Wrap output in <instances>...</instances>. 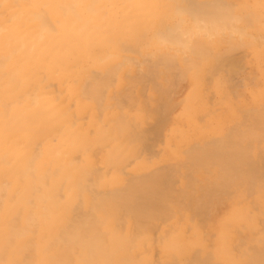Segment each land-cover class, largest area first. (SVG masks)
Wrapping results in <instances>:
<instances>
[{
  "label": "bare ground",
  "instance_id": "bare-ground-1",
  "mask_svg": "<svg viewBox=\"0 0 264 264\" xmlns=\"http://www.w3.org/2000/svg\"><path fill=\"white\" fill-rule=\"evenodd\" d=\"M2 32L3 33L5 32V34H1ZM239 40H243L244 45L246 44L249 47L250 49L249 54H251V60L254 62V64L256 63L259 64L257 68L260 67L259 69H262L261 72L263 73L262 76L264 77V0H239V1H234V0H0V180H2L3 176L8 173L5 170L7 165L10 163V162H7L6 160L8 157L11 158L12 156H15V157L24 159L22 166L17 167L19 170L18 173L20 177L23 175L22 178H20V180H23V181H19V180L17 181L15 180L16 179L15 178V179H12L11 182L8 179H5L2 182H0V264H160L159 263L160 261L158 263H156L155 261V257H156L155 254L157 252L161 253L162 260L171 261V259H176L177 257H180L178 261L175 260L176 262L173 261V263H166V264H193L191 263L192 260L196 261L195 259H200V257L203 255L200 256V254H197V255L194 254L195 256L199 255L200 257L197 258L194 256L193 259L190 260L189 262H186V259L184 260L183 258L190 257L189 259H191L192 258L191 255L194 252V249H196V247L199 245L205 248L211 247V242L210 243L207 242L208 235L206 237L205 235L206 233L205 234L203 233L204 235L202 234L204 229H205L204 231H206V228L204 227L205 225H207V224L205 225L203 224L204 222L203 220L208 219L207 217L209 214L206 211L201 212V213L206 212L207 217L205 218L201 214V217H199L198 219L202 218L203 222L202 223L198 222L197 225L199 226L194 225L195 228L199 230V232H197L196 234V236L198 237L197 242L193 241L191 239V236H189L187 232H185V228L183 229L182 225H180L181 218L179 219L178 215L180 216L183 215V217L185 218L183 219L187 223L194 222L192 215L189 213L190 208L194 207L196 203L198 204L200 203L199 205L198 204L197 205L201 206L202 205L201 201L205 199V197L207 199V196H208L207 194L210 195L209 196L210 198L214 195L215 197L218 196L217 198H219L223 194H225L226 191L228 192L229 189L232 190L230 194L232 193L233 195L232 204L235 208L233 207L234 210L232 214L229 216V218L224 220L222 231H221L222 237L220 236L221 238L219 237L220 239L216 241L215 251H216L217 258H218L216 260L219 261L220 259L221 264H264V245H262L263 247L258 248L257 250L253 248V251L251 252H248L249 249L247 250L244 248L245 246L248 247L247 245H250L249 241L252 240L253 233H254V236H256L257 235L256 229L261 227V221H260V225H258L259 224L258 220H260L259 219L260 216L257 215V212H256L257 205H261L262 206L261 208H263L264 210V188H263L264 185L262 186L261 183L258 182V180L264 181L263 180L264 179V167L259 166L258 163L260 162L258 159L261 157L258 156L256 152V148L255 149L252 148L253 142L255 141V139L253 138L251 139L253 140L252 145H251V140L248 139V137L251 138L253 136V134L251 136V133L249 132L251 129L253 128H255V130L260 129L258 128L257 125H260V122L262 121V119L259 118L260 116H258V114H256L257 109H254L256 113L254 112V110L251 111L252 117L254 113L256 114L255 117L258 116L257 118H252V119L253 120L261 119V121L259 120L260 121L259 124L257 121L256 122L254 121L255 123H257V125L255 126L254 125L246 126L247 131L249 130L248 131L249 135L248 137H246L247 140H244L245 134L247 132L244 135L241 134L243 133V131L239 133L241 127L240 128L238 127L239 131L237 132L238 135L240 134L242 135V136L240 135L241 136L239 138L241 139L240 141H243V140H244L243 142L247 141V144L250 143L251 148H248V150H246V148L243 147L245 144L243 145L242 142L239 141V139L238 140L234 139V141H238L237 147H234L235 146L234 145L233 147H230L227 149L225 145L226 143L219 144L222 142H220L221 140L219 141L218 139L217 144L221 146H225L226 148L225 147L223 148H225L227 151L223 150V148L222 150L224 151V153L228 152L229 154L226 153L227 155L226 154L224 155V153H222L219 148L218 149L215 148V150H213V151L219 150L220 155L221 154L222 156L224 155L223 156L224 159H226L225 156L227 157L231 156V157H235L238 159H241V158L246 159L244 160V162L241 159L240 162L238 161V163H236L237 159L236 160L233 159V162H230L229 159H227L230 163L235 164V166L230 168L231 166L229 165L230 166L229 170L231 169L230 172L229 171L226 172V169L225 171L224 170L223 171L227 175L229 174L228 176L230 177L233 175V174L232 175L230 174L234 173L233 178L236 177L235 175L237 173H240L238 176L241 177L242 173L247 172L245 173L246 175L243 174L242 176H245L246 178L249 179L248 180L249 184L246 186H243V185L240 186L241 183L245 184L244 180L246 179L244 177V180L243 179L241 180L242 182L239 180V183L241 182L240 184L238 183L239 185H237L236 183L235 185L233 184L232 186L230 185L231 187H226V186L224 187L222 185H221L222 187L219 186V184L221 183L219 182V180H221V178L219 177L220 178L219 179L218 176H220L221 175L220 173H223V171H222V168L218 167L220 168L218 169L217 167H215L216 165L213 166L214 165L213 164L211 165V167L212 166H213L212 168L215 167L214 175H216L217 172L219 173V171H222L219 173L220 175L217 174L218 181L216 185L218 183L219 184L214 188L211 186L212 188L209 189V192L206 194V196L203 193L206 192V189L209 186L203 187V185L205 184L201 185L203 189L204 188L206 189L203 191V193L202 191H200V193H202V195L200 194L201 197L199 195H197L198 197L196 196L197 197L196 202L194 200L196 197L195 198L191 197L189 193L190 192L189 190L192 189L190 185H187L191 187L190 189L187 187L188 191L185 189L182 192L178 191V188L174 186L173 181H168V183L170 184L167 185V182L165 179L167 180L168 178L171 179L170 177L172 176V174H175L173 171H172L173 172L172 174L168 170L166 171L167 173L165 171H164L165 173L162 172L164 175H168L167 178L162 175L161 177L160 174H158L161 172L156 170V172L158 171L157 173L154 171L152 175L150 174L149 176L147 175V176H144L143 178L142 176L141 178L140 177L136 178L132 176L134 178L126 177L127 178L126 179L124 177V174L121 173L120 171L113 172L114 170H112L111 172L109 168L108 169L110 171H105L104 173L99 172V170L97 171L96 167L98 165L96 164L98 163L97 161L98 155L100 151H102L103 149L101 150L100 149L101 147H100L99 148L100 150H99L98 149V147L100 146L99 145L97 147L98 150L97 149L95 150L96 152L99 151V153L95 152L96 154H94V151H93V146L95 145V138L103 136L104 138L102 137V139L110 141V140H113L112 138L114 137L113 136L111 138L110 135L107 136V133H109L107 132L108 129L106 131L107 133L104 132L105 134L101 131V128H100L102 126L101 123L108 125L104 123L105 121L104 122L102 121L101 123L97 122L101 118L100 114L102 112L100 111H103L102 109H104L105 111V108L101 106L103 105L104 101H105L104 103L105 105H109L108 104L109 100L111 102L115 100V103L112 102L114 104L112 105L113 109H115L114 106L116 107L115 104L118 105L120 103V105L118 106L119 107L118 109L124 111L125 119L128 120V122L126 121L127 124L125 125L126 129L127 128L129 129V127L127 126L132 127L134 124L136 126V123L137 125L140 124L141 120L137 119L136 117H129L131 114L128 113L129 114L128 116L126 114L127 110L131 109L134 106H137L139 102L143 103V99L146 97H147L146 99H148L149 97H154V92L152 93V91L151 93L153 94V96L152 95L147 96L145 94L147 93V90L146 92H143L146 89L147 83H145L143 80L141 82V79L138 77H140L141 75L145 76V74L148 73L150 75V78L153 80L152 82L153 85H155L154 82L156 80L154 81V79L156 78H160V79L161 78L169 79V77L172 78L171 76L173 74H171L170 72L172 71L173 67H176V65L178 66L177 63H180V62H176L175 64L174 61L175 60L181 61L183 60L184 57L185 58L186 56L190 57L191 55H195V56H193V59H192L193 61H191V62H194V64L192 65L193 67L192 66L190 67V65L188 66V68H190L189 71H191L192 68H195V71H198V69L200 71V74L199 73L197 74V72L193 70L194 78H197L198 75H201L200 76L201 80L202 79L204 80V77L202 78V76L203 75L206 76L208 74L207 72L211 73V70L207 71V69H209L208 68L209 66L211 67V69L213 68L212 71L214 69H216V71L217 70L224 71L226 74H223V75L227 77L228 73L226 71L230 70L232 73V71L235 70V67H237L238 61L236 60L237 57H235V55L238 54L239 52L235 54L233 53L235 59H231L233 57H231L232 54L230 52L231 50H234L235 48H237L239 45L243 46V44L240 43ZM129 45H131V47L133 46L134 48H132V50L131 48H129V50L125 53V49L126 48L128 49ZM214 46L216 47V50L214 49V52H213L211 49ZM161 48L165 51V52H162L164 54L163 55L164 57L162 58L160 57L161 52L159 50ZM123 50L125 54L121 55ZM154 51L156 52L159 51L158 52L159 54L157 53V55H155ZM166 51L168 53H166ZM176 51H177V57H176ZM182 51L183 53L186 52L185 53L186 56H184L185 54L184 55L182 54L183 56L182 55L180 56H182L183 58L178 59V53L180 52L182 53ZM110 53H113V54L116 53V55L118 54L117 56H118L119 61L124 60V63L127 62L128 64L131 65V66H129L128 64L124 65L123 63L122 64L123 66H121V64H119L118 62L117 64L119 65H116V62H114V66L116 65L115 69L118 66L119 67L121 66V68L124 66L130 67V68L128 67L129 71L127 68L126 73L124 71V68L126 67L122 68L124 71L122 76L125 75L123 77L125 80L128 79L126 77L127 76L126 74L129 73L130 70L134 68V66L137 69V66L140 64L139 62H141L142 60L141 58H140L141 60L139 59V61H137L136 58L133 59V61L132 59H129V58L127 59L128 54H134L137 56L140 55L143 58V56L147 54L154 53L153 55L155 56L153 57L154 58L156 57L155 62L152 60L153 63H151L150 65L148 64L150 63L148 58L152 57V55L150 56L148 55V57L144 58L145 62L143 60L141 62V64H143L144 62L143 68H145V70H147L148 68V71H146L145 74L141 73L145 71L144 69H142L143 65L141 66V64H140L141 69L138 66V69L140 70L138 71L141 73L139 76L136 75V69L131 71L135 73L133 77L136 76V79L138 78L136 80L138 84L135 82V80L134 81L131 80V82L128 81V84H130V88L132 86L131 88L132 94H134V91L138 89L136 88V86L141 87L142 84L145 83L144 84L145 86H143L145 87V89L141 87L143 91L141 92L142 89L140 88L141 90L138 89L136 92L140 90L139 92L141 93L139 92H138L139 94L135 93V95H137L138 98L141 97V99L139 100H142V101H138V98L136 99L134 95L132 96L130 95L128 97L126 95V94L129 95L130 91L128 92V90L122 91L121 93V90H124L123 89L124 86H122L123 88L120 86L122 83L121 84L119 83L120 85L116 83L117 85H119V87L117 86V88L115 89L116 91L114 90V87L116 86H114L112 89L111 87L110 88L108 87L109 85L107 86L108 84L107 82H110L109 84H111L112 86L115 84L114 83L115 77H116L115 74H117L118 76L121 74V73L119 74V69L116 70L118 71L116 73L115 71L110 70V67L114 68L112 65L108 66L109 68L107 67L109 69L107 71L103 70L105 69V66H103L104 68L102 67V70L108 72V73L105 72L104 74L100 66H99L100 69L96 66L98 70H101L103 72L101 74L102 76L100 79H103L105 77L106 79L105 78L103 79V80H106L105 83L102 80L101 81L98 80L100 76L98 74H100L101 71L100 73L96 72L97 71V68H96V70L92 72L91 65L93 67V64H95L96 62H99L101 59L104 60L108 58L109 56V58L107 59L108 61L111 58L109 55ZM187 53L188 54L190 53L191 55L190 54L187 55ZM227 53L231 54L230 58L225 56ZM249 54H246V56L247 55L249 56ZM165 55L167 56L165 57ZM157 56H159L160 58ZM47 58H51L55 67L57 66L56 69H57V74H58L57 77H59V84L57 83L58 86L55 88V90L53 89L49 90L50 88H52V86L51 85L48 86V84H46L47 78L43 77L42 78L43 82L41 81V84L43 83V85L44 84L47 85V87H45V88H48L47 95L42 96L41 94H38V91L36 88H33L35 90L34 91L32 90V92L28 90L29 88L28 89L25 88L24 91L23 90L15 91V89H17V88L15 89L13 88V84L15 83V81L17 79L19 81L20 80L19 78H21L20 75L25 73L28 70V68L32 69V65L29 62L35 61L38 64H41ZM146 58L148 59V62ZM247 60H249V57L247 58ZM129 61H132V63H130ZM49 62L51 63V61ZM136 63L138 65H136ZM145 63H147L149 66L147 67ZM181 63L179 64V66L183 65V63L182 64ZM173 64L175 65L172 66ZM249 66H250L249 68H251L250 69L251 71L252 65H249ZM94 67L92 69H95ZM177 70L179 71L181 70V68ZM109 71H112V72H109ZM138 71L137 73L139 74ZM216 71L215 70L213 71L215 77H217ZM173 72H176V71L173 70ZM203 72H206L207 74H203ZM177 73L176 75H178ZM184 73H180V74H183V76H185ZM188 73H192V71ZM221 73H222L221 71L220 73H218L219 77L222 75ZM251 73H253V71ZM223 75H222V78H223ZM13 77L17 79L12 80L14 79ZM67 77L68 79L70 77L72 80H69V82L67 80L66 82L65 78ZM90 77L93 78L91 80L92 85L83 86V84L84 83L87 84L89 80L87 79L88 81L84 83L82 81ZM94 77H97L96 82L98 81L100 82V83L98 82L99 86L96 83V86L99 88H97L95 84H93V82H95ZM108 77L114 78V79L112 78V80H114L112 81L113 83L109 81V79L111 78H108ZM174 77L172 78L173 81H174ZM119 78H121V75ZM175 78H178V77H175ZM180 78L182 80L184 79L181 76L179 77V79ZM200 78L195 81L196 82L199 81L200 83L201 81ZM129 79H131V77ZM145 79H146V76H145ZM219 79L217 78V80L215 79L214 80L217 82ZM27 80L29 81V79ZM44 80H46V83H44ZM120 80L122 81V78ZM125 80L123 81L125 82ZM227 80H229V78ZM71 81H72V84L70 85ZM173 81L169 80L170 82L169 84L170 85L172 84L173 86L169 87L167 83L168 88H173L176 85L175 82L176 81L178 82L179 80L178 79L175 80L174 84L172 83ZM195 81H194V84H195L194 87H197V89L194 88V90L198 92L197 90L199 89L200 85L202 87L203 84H206V83L208 84L209 78L208 80H206L207 82L204 81L203 84L201 82V84L199 85L195 83ZM116 82L118 81L116 80ZM140 82H141V85H139ZM216 82H215L216 85L214 84V86H218L217 83L218 84L220 83V81H218L217 83ZM226 82L227 81H224L223 83L225 84ZM27 83L28 82H26V84ZM134 83L135 85H131ZM223 83L222 85L220 84V86L218 87H221L223 89ZM52 84H55V82ZM100 84L102 85L101 87H100ZM211 84L210 86H212ZM163 85H165V87L167 86L166 83H164ZM24 86H26L25 83H23V87ZM104 86L106 87L105 89H104ZM149 87L152 88L151 86ZM165 87H161V88L164 90ZM201 87L199 90H202ZM252 87L254 88V86ZM40 88H42V86ZM108 88L111 90L110 92H108L110 96L114 95L112 94V92L114 93V91L117 94L115 93L114 96L116 97H113V98L108 95L109 98L106 97V100H105L104 94L105 95L107 94L106 89ZM118 88H120L121 90L117 91ZM133 88H135V90ZM168 88L164 90L165 91L164 95H166L167 98L170 97L169 95L166 94V92L169 91ZM202 88L206 89L207 86L205 85V87L203 86ZM132 90L134 91L132 92ZM148 90H151V89H148ZM158 90L157 91L155 90L156 91L155 96L157 95ZM194 90L191 91V96L196 95V94H192L193 92L196 93ZM255 90H258V89H255ZM80 92L85 93L86 96L85 94L83 95V93H80ZM200 92H198V95ZM253 92L254 91H252V93ZM256 92L259 93V92H264V91L258 90V91H255L254 94H256ZM230 93L233 95L234 92H230ZM147 94H149V92ZM160 94H163V93H160ZM204 94L207 95L208 93L205 92ZM117 95L118 97L119 96L120 97L117 98ZM123 96L125 97L121 98ZM252 96L255 97V95H252ZM162 98H163V95H162ZM193 98H196V97H193ZM193 98L191 97L190 99H193ZM190 99L188 101H190ZM92 100L94 102L93 104L97 103L95 104V107L94 106L92 107V103H91ZM185 100L186 102H188L186 97H185ZM199 100L203 101L201 97L199 98ZM191 101H194V100H191ZM148 102L152 103V101L150 102L146 100L145 102L146 106H147L146 103ZM112 103H110V105ZM159 104H155V106L156 105L159 106V107L157 106L156 108H160V106H162ZM230 104H231V100L229 102V106ZM252 104H254V106L256 104L258 105V103L255 104V102ZM65 105L66 106L69 105L70 107H73L74 111L78 109L79 111L78 116L71 114L73 110L72 111L67 110L69 108H66V110H64ZM110 105L108 107L106 106L104 107L109 108ZM141 105H139V108L142 107ZM186 105H189V104L187 103ZM191 105L192 103H190V107L188 106V110L191 108ZM211 105H208V106H211ZM155 106L153 105V107L152 106L151 107L154 108ZM98 107L100 110L99 112L97 111ZM143 107L145 108V106ZM161 108L163 109V111H166L167 109L166 108L164 110L163 106ZM210 108H212L210 109L211 112H214L215 109L213 110L212 106ZM40 109H42V111H40ZM109 109H106L108 110L107 112L105 111L106 115L109 112ZM150 109H151L150 107L147 109H144L145 111L148 110L147 113L150 112L152 114V115L150 114L148 118L145 117V115H148L147 113H143L145 114L144 116L143 114L142 115L140 114L141 115L140 119H143L144 117V120L141 121V128H142L143 121H144L143 123L145 125V128H147L145 130V128L143 127L144 129H142L143 131L141 132L145 134V131L149 132V130L150 131L154 130V132L152 133L154 134L156 132V135H157V131L155 130L161 129L158 127V123H157V127L159 129H157L156 126H154L156 129H152L153 128L152 126H149L150 129H148L149 127H146L145 118L150 120L151 116L153 115L155 116V114L157 113L156 110L154 109L155 114H153L152 111H150ZM185 109H186V114H187L188 113L187 107ZM157 111L160 112V109L159 110L157 109ZM170 111L172 112V110ZM41 112L49 115V116L48 115L45 116L42 122L39 121L41 120L40 118ZM189 112L191 113L192 111H189ZM211 112L209 111L210 117L215 115V113H213L212 115ZM115 113H117V111ZM121 113L122 112H120L119 115ZM205 113L203 115H206ZM34 114L36 116V119H35L36 121L34 122L36 123L41 122L40 124L41 127L39 130L31 131L29 127L31 125L29 123H26L24 121V118H27L31 121L32 116ZM68 114L71 116L72 115L74 116L73 118L74 122H71L73 119L72 117L70 118ZM165 114L166 113H162V115H165ZM244 114H245V111H244ZM261 114H263V112ZM66 115L69 118L66 117ZM114 115L115 114L113 113L112 115L113 119H114ZM166 115H168V113ZM154 116L152 117L153 119H155V117H158L157 114L155 117ZM196 116H198V114ZM207 116L209 117L208 113H207ZM84 117L88 119V121L85 122ZM104 117H107V116H104ZM117 117L118 116H115V118ZM110 118L109 119L107 118V119L111 121ZM120 118L121 117L118 118L119 121L124 119V116L122 117V119ZM152 118H151V122L154 121ZM203 118L204 116L202 117V119ZM157 119L154 122L155 124H156ZM202 119H199L200 121H196V122H198L199 124V122H201ZM133 120L135 121L133 122ZM149 120L147 121L149 122ZM160 120H162V118ZM229 120L232 121L234 119L230 118ZM124 121L125 120H123V124H125ZM164 121L159 122V123H163ZM263 121H264V117H263ZM123 124L121 123L120 126H123L122 130L124 131L125 126ZM240 124L235 123L234 125L239 126ZM113 125L115 126L116 124L113 123ZM234 125L232 127V131H234L232 138H234V135L236 134L235 131H237ZM243 125H240V126H243ZM42 126H45V127L43 128ZM138 126L134 128L132 127L133 128L132 131H137L134 129L135 128L137 129ZM92 127H93V130H92ZM199 127L202 129L203 125L199 124ZM250 127L252 128L250 129ZM260 127L262 128V126ZM263 127H264V124H263ZM120 128L118 130H120ZM218 128L220 129L219 126ZM243 128H245V126H243ZM42 129H43V132H42ZM126 129L124 132L125 134L123 135L128 136L129 133L131 134L132 131L130 130L131 129L130 128L129 130L131 132L127 131L128 133L127 134ZM219 129L217 131H219ZM15 130L22 131L24 135L26 136V138L29 139V141L32 139L35 140L34 139L35 136L43 134L44 138L47 140L48 148L45 146V148L43 147L44 148L43 150L38 148L39 150L37 151H36L37 148L35 146H34L36 148V149L34 148L35 151L26 150V149L21 148L20 142H18L19 139L17 138V135H15L16 134ZM118 130L116 131L114 130L113 132H115L116 134ZM140 130L141 129H139L138 131L140 132ZM176 130L178 133L179 129H176ZM230 130H228V133ZM258 130H257V133L262 132L260 131L261 129L259 130V132ZM213 131H216V130H213ZM203 132L204 131H202V133ZM158 133L160 132L158 131ZM254 133H256V131ZM149 134L146 133L147 135L146 137H148ZM198 134L199 133H197V137L200 138L201 136H198ZM229 134L232 135L231 132ZM52 135L56 139L55 142H53V140L50 139ZM66 135H68L69 138H72V140L65 141ZM119 135H122V133L118 134L117 136ZM132 135L134 136L137 135V136L135 138ZM139 135L140 134L136 133V134H131L129 136H132V138H134L132 139L133 142L136 143L139 141V144H142V141L144 140V141H147L146 143L143 141V143L145 144L144 147L149 146L150 139L148 140L146 137H144L145 135L144 136L142 135V136L147 140L143 139L141 135H140L141 136L140 137L141 139H140L138 138ZM262 135L263 134H261L260 136H257L256 140L257 139L264 140V137H263L264 135L263 136ZM79 136H85V137L84 138L82 137L81 139ZM117 136L116 138H118ZM149 136H151V134ZM213 136L214 135H212V137ZM221 136L220 138L225 137L224 135H223L224 137L223 136L221 137ZM243 136H244V139H242ZM261 136L262 138L259 139L258 137H261ZM152 137H155V136H152ZM129 138L131 140V137ZM214 138H211V139L213 140ZM181 139H185V138L182 137ZM140 140L142 141L140 142ZM208 140L211 142L210 139ZM226 140L227 138H225V141L223 142H226ZM258 140H257L258 143L256 142L257 145L259 146L260 145L259 143H261L262 146H259V147L264 148L263 146L264 142L262 140L261 141H258ZM196 142L192 141V144H195ZM239 142L241 143L240 145H239ZM214 143H216V141ZM130 144L131 143H128V145ZM192 144H189V145H192ZM196 144H197L195 145L196 147L194 146L195 148H197L199 143H196ZM201 145L202 147L200 146V148L204 149L203 146H205V144L204 145L201 144ZM219 145H217L216 147H221ZM255 145L254 147L257 146ZM141 146L143 147V144ZM206 146H207V143H206ZM209 146L213 147L212 145H209ZM142 147L140 148L144 149ZM146 147L145 149H147ZM107 148L108 149L111 148L110 152L112 151V147H107ZM145 149L143 150V152L145 151ZM147 150H150V149L148 148ZM147 150L145 152L152 151V149L150 151H147ZM185 150L187 149L185 148ZM185 150H182L181 152ZM191 150L192 149L188 150L190 151L189 154L191 153ZM104 151L105 150H103V152ZM130 151L128 152L130 153ZM116 152H118V150ZM116 152H113V153L115 154ZM204 152L206 153V150L203 152L201 151V155H203L201 156L202 161H203V157L205 154ZM208 152L209 151H207V153ZM246 152H247V155H245ZM92 153L95 156L92 155ZM176 153H178V151ZM193 153L195 155V152ZM263 153H264V150L261 154L264 155ZM119 154H121V152L117 153L118 157L120 156ZM131 154L132 153L129 154L130 158H131ZM179 154L183 156V154L181 153ZM106 155L108 154L106 153ZM194 155L192 154L191 155L192 158H191L190 156H187L186 154L184 158H188V160H185V161L189 162L190 158H191L190 160L193 159L192 161H194V158H193ZM209 155L210 153L208 154V156ZM220 155L218 156L219 159L221 158ZM208 156L206 155L207 158H210ZM251 157L252 158L254 157L253 163L251 162L253 160ZM255 157L258 158L257 159L258 161L256 160ZM94 158L96 159L97 162L93 160ZM110 158H112V156L110 157L107 156L106 159L110 160ZM199 158L197 157V160ZM247 158L252 159L250 163L247 161L248 160ZM156 159L158 160V158ZM176 159L178 158L176 157ZM176 159L175 161H177ZM261 159H263V157ZM107 160L104 162H107ZM212 160L214 161V159ZM133 161H131V163ZM140 161L141 160H138V162ZM143 161L145 162V160ZM255 161H257L256 162L257 165ZM180 162H179L180 165L181 164L183 165L182 163L183 161H180ZM214 162L216 163V161ZM227 162L225 163L228 164ZM107 163L109 165V162ZM195 163H197V161ZM189 164L191 165V163ZM204 164H200V166L198 167L201 168V166L202 165L204 166ZM125 165L126 164H124V166ZM172 165L175 170L177 166L176 165L174 166V164ZM116 166H115V169H116ZM140 166L138 163V168ZM206 166H204L205 170H203V167L201 169L204 172L206 170H207L206 172L210 171L208 170L210 169V167L206 169ZM198 167H197V170H198ZM259 167L261 168L259 169ZM98 168L100 169L101 167H98ZM194 168H190V169L193 170ZM245 168L246 169L248 168V169L246 170ZM134 169L136 170L137 168H134ZM162 169L164 170L166 168H162ZM100 170H103V169H100ZM202 170L200 172H202ZM134 172H138V171H134ZM112 173H118V174L112 175ZM248 173H250V176L252 173L253 176L251 178L247 177L249 176L247 175ZM140 174L143 175V173H140ZM226 174L223 173V177ZM127 175H128V172H127ZM226 176L224 178L222 177L223 180L221 181L225 180V182H230L231 178L230 180H228V178L226 179ZM160 177L161 178L164 177L165 178L164 180L166 183H164V180L161 179ZM173 177L174 176H172V180L174 179ZM6 178H9V177H6ZM157 178H160V180L163 181L162 184L164 183L163 185L165 186L161 185V182H156V180H158ZM236 178L234 180L232 179L233 181H231V183H235L234 181L237 180ZM176 180H178L177 177H176ZM248 181H246V183H248ZM184 182H186V180ZM198 182L200 183V181ZM196 185H195V188L199 190L200 185L198 186L199 189L196 187ZM175 188L177 189L176 192H175ZM177 191L179 193H177ZM215 197L214 198L212 197V200L213 199L215 200L216 199ZM210 198H208L207 201L206 200L204 201L208 203L211 200ZM208 204H210L211 207L216 205V203L215 205L213 203L212 205L211 203H208ZM201 207H199V209H201ZM204 208L205 207H203L202 209L204 210ZM203 210H200V211H203ZM192 212L194 213V210ZM194 217L197 218L198 216L194 215ZM160 222L162 225H164L163 228L160 227L161 230L159 229L160 224L157 225ZM212 223H213V220H212ZM244 224L246 225L247 228L244 227ZM240 226L249 230V233H247V235L243 239H240V237L236 234V230ZM189 227H190V224H189ZM201 228H203V230ZM238 231L239 233L241 232L240 234H242V231L244 232V230L242 231L238 230ZM262 231L264 232V229H262ZM151 238L154 239L153 242L150 240ZM245 238H250V239L249 241H246ZM254 238L255 237H253V239ZM261 239H263V242H264V238H262V236L260 240ZM149 240L152 243H149ZM259 244H261V242ZM211 256L212 255H209L210 259H211ZM210 259L206 258V261L203 260L205 261L203 263L213 264L211 263ZM199 263L201 264L202 262H199Z\"/></svg>",
  "mask_w": 264,
  "mask_h": 264
},
{
  "label": "rangeland",
  "instance_id": "rangeland-1",
  "mask_svg": "<svg viewBox=\"0 0 264 264\" xmlns=\"http://www.w3.org/2000/svg\"><path fill=\"white\" fill-rule=\"evenodd\" d=\"M234 1H239V0H234ZM1 31H3V30H1ZM1 34H5V32L3 33H1ZM239 42L240 43H242L243 44V46L242 45H239L237 48H235L234 50H231V54H232V56H231V54L229 55L228 53L225 55V56H227L228 58H230V56L231 57H233V58H231V59H235V57H237V67H235V70H233L232 71V73H231V71L230 70H227L226 72L228 73L227 74V77H225V75H223V74H226L224 71H222V70H220L222 73V75H223V78H222V75L219 77V75H218V73H220V71L219 70H217L216 71V69H214L216 72H217V77H215L214 76V73H213V71H212V69H211V67L209 66L208 68L209 69H207V71L209 70H211V73L210 72H203V74H207L206 76H204L202 73V78L204 77V80H203V82L204 81H206V80H208V78H209V82H208V84L206 83V84H203V82H202V80H201V78H200V76L201 75H198L197 76V78H194V71H195V68H192V73H188V72H191V71H189L190 70V68H188V66L190 65V67L194 64V62H191V61H193L192 59H193V56H195V55H191L190 53V57L189 56H186V52L185 53H183V51H182V53L180 52V53H178V59L180 58V59H182L183 57V55L184 56H186V58L184 57L183 58V60H178V61H174V63L176 64V62H182L183 63V65H181V66H179V64L180 63H177L178 64V66L176 65V67H173V69H172V71L170 72L171 74H173L171 77L173 78L174 76L175 77H178V78H175L174 77V81L175 80H179L178 82L176 81L175 82V86L173 87V88H168V85H169V87L170 86H173L172 84L170 85L169 83V80H171V81H173L172 80V78H170L169 77V79H167V78H156V79H154V84L155 85H153L152 84V82H153V80L150 78V75L147 73V74H145V72L146 71H148V68H147V70H145V68H143L144 67V62H145V57H148V55L150 56V55H152V57H149L148 59H149V61H150V63H148L149 65L151 64V63H153V61L155 62V59H156V57L154 58L153 56H155V55H157V53L159 52H156V51H154L155 52V55H153V54H147V55H145V56H143V58H142V56H137V55H134V54H128L127 55V59L129 58V59H132V61H133V59H135L136 58V60L137 61H139V59L141 58L144 62H143V64H141V62H142V60H141V62H139L140 64H141V66H142V69H144L145 71L144 72H141V73H144L145 74V76H146V79H145V76L143 75H141L140 77H138V78H140L141 79V82H142V80L145 82V83H147L146 85V89H145V87H143V86H145L144 84L145 83H143L142 84V88L143 89H145L144 91H143V89L141 88V87H137L136 86V88H138V89H140L141 90V92L143 91V92H146V90H147V93L149 92V94H147V93H145L147 96H149V95H152L153 96V92H154V97H149L148 99H146V98H142L143 99V103H140L139 102V104L137 105V106H134V107H132L131 109H129V110H127V112H126V114L129 116V114H131L129 117H136L137 119H139V120H144V117H143V119H140V117H141V115L143 114V113H147L148 112V110L147 111H145L144 109H147V108H151L150 109V111H152V113L153 114H155V110H156V114H157V116L159 117H155L156 116V114H155V119H153L152 117L153 116H151V118L154 120V121H152L151 122V118H150V120L149 119H147L148 118V116H150V112L149 113H147L148 115H145V114H143V116L145 115V117H147V118H145V123H146V127H149V126H152L151 128L152 129H156L154 126H156L157 127V123H158V127L159 128H161V129H159L158 127H157V129H159V130H155V131H157V135H156V132L153 134L152 132H154V130H152V131H150L149 130V132H150V134H151V136H149L150 134H149V132H146L145 131V134L144 133H142L141 131H143L142 129H144L145 128V125H144V121L142 122V128H141V121H140V124H138L137 125V123H136V126H138L137 127V129L135 128L134 130H139V129H141L140 130V132L138 133L137 131H132L133 130V128L134 127H136L135 126V124L133 123L135 120H136V118H135V120H133V128L132 127H130V126H127V127H129V129L132 131V132H134V133H132L128 128V130L126 129V121L128 122V120L127 119H125V113H124V111L123 110H119L118 108V106L120 105V103L117 105V104H115L116 105V107L114 106V108L115 109H113L112 108V105H114L112 102H114L115 103V100L114 101H110L109 100V105H110V103H112L111 105H110V107L109 108H111V109H113V110H111V109H109V108H106V107H108L109 105H105L104 103H105V101L103 102V105H101L103 108H105V111L107 112L108 110H106V109H109V112L107 113V115L105 114L106 112L104 111V109H102L103 111H100L99 110V107L97 108V111L99 112H102L101 114L100 113H98V114H100V120H98L97 122H99V123H101L102 121L104 122V123H106V124H111V125H113V123L114 124H116L115 126L113 125V126H111V125H105V124H103V123H101L102 124V126L100 127L101 128V131L104 133H107V132H109V133H107V136H109L110 135V137L112 138L113 136V140H105V139H102V137L100 136V137H97V138H95V145L93 146V151H94V154H96L97 152L99 153V151H95L96 149H97V147H98V149L100 148L101 150L103 149V150H105L104 152H103V150L102 151H100V153H99V155H98V163L96 164V165H98L96 168H97V171L99 170V172H105V171H110L111 170V172H112V170H114L113 172H118V171H120L121 173H123L124 174V177L126 178H134V177H140L141 178V176H142V178L144 177V176H149L150 174L152 175V173H154V171L156 172V170H158L159 172H161V173H158V174H160V176L162 175V176H164V177H166L167 178V176L168 175H164L162 172H166L167 170L168 171H170L171 172V174L174 172L175 174H172V176H174L173 178V180H172V176L170 177L171 179H169L168 178V180L167 179H165L164 177L163 178H161V179H165L166 180V182H167V185L168 184H170V183H168V181H173L174 182V186L176 187V188H178V191L179 192H182V191H184L185 189L188 191V188L190 189L191 187H192V189L191 190H189L190 192V195H191V197H196L197 195H199L200 196V194L202 195V193H203V191L206 189V188H202L201 187V185H203V184H205V185H203V187L204 186H209L207 189H206V192H204L203 194H205V196H206V194L209 192V189H211L212 187L214 188V187H216L217 185H216V183H217V181H218V178L220 177L221 178V180H223L222 179V177H223V173L224 174H226L224 171H225V169H226V172L227 171H231V169L229 170V167L230 168H232L233 166H235V164H233V163H230V162H233V159H237L236 161V163H238V161L240 162V160L242 159H238V158H235V157H227V156H225L226 157V159H224V155L227 153V154H229L228 152H226L227 150L225 149L226 147H227V149L228 148H230V147H233L234 145V147H237V145H238V141H234V139H236V140H238L242 135H244L246 132L248 133V131H247V127L246 126H250V125H257V123H255L256 121L258 122V124H259V122L261 121V119H262V121L260 122V125H257L258 126V128H260L259 130L260 131H262V132H259V130H258V132L259 133H257V130H255V128H253V129H251L252 127H250V133H251V136H252V134H253V136L251 137V138H249L248 137V135H249V133L247 134H245V139H244V136L242 137V139H244V140H247L246 139V137H248V139L249 140H251L252 138L253 139H255V141L253 142V147L252 148H256V152H257V154H258V156H260L261 158L263 157V159H261V158H257V157H255L256 158V160L258 159L259 160V162L260 163H258L259 164V166H262V167H264V155H262L261 153L263 152V150H264V148L263 147H259V146H262L261 145V143H259L260 145L258 146L257 145V140H256V138H257V136H260L261 134H263L264 135V127H263V124H264V121H263V117H264V100H263V98H264V92H256V94H254L255 93V91H260V90H262V91H264V77L262 76L263 75V73L261 72V70L262 69H259V68H257V66H259V64L258 63H256V64H254V62L251 60V54H249L250 52H249V47L245 44L244 45V41L243 40H239ZM130 46V47H129ZM128 46V49L126 48L125 49V53L129 50V48H131V50H132V48H134L133 46L131 47V45H129ZM164 48V47H163ZM219 48V47H218ZM162 49V48H161ZM161 49H159L160 50V52L162 53V52H165L163 49L161 50ZM214 49L216 50V47L214 46V47H212V51L214 52ZM220 49V48H219ZM166 50H167V48H166ZM239 50V51H238ZM211 51V52H212ZM218 51H220V50H218ZM225 51V50H224ZM228 52V51H227ZM239 52V53H238ZM124 53V50H123V52H122V54H121V52H120V54L121 55H123V54H125ZM161 53H160V57L162 58V57H164L163 55V53H162V55H161ZM166 53H168L167 51H166ZM235 53H238V54H236L235 55V57H234V54ZM119 54V55H120ZM159 54V53H158ZM183 54V55H182ZM188 53H187V55H189ZM246 54H249V56L247 55L246 56ZM110 55V61L108 60L107 61V59L109 58V56H108V58H106V59H101L99 62H96L95 64H93V67L95 68V69H92L93 67H92V65H91V70H92V72L93 71H95L96 70V68L98 67L99 68V66H100V68H101V70H102V67L103 66H105V69H103V70H109L108 68V66H113L114 68H112V67H110V70H112V71H115L116 73L118 72V71H116L117 69H119V74L121 75V78H122V81L120 80L121 78H119L120 77V75L118 76L117 74H115V84L112 86L111 84H109L110 82H107L108 84H107V86L110 88L111 87V89L114 87V86H116V87H114V90L117 88V86L119 87V85L122 87V86H124V90H121L120 88H118L117 89V91H120L121 90V93H122V91H127L128 90V92H129V95L128 94H126L128 97L131 95H134L135 97H136V99L138 98L137 97V95H135V93L137 94L138 92H136V91H134L135 90V88H133L134 90H132V92L134 91V94H132L131 93V88H132V86H131V88H130V84H128V81H130L131 82V80H135V82H136V80L138 79H136V76L135 77H133V75H135V73H133V72H131L132 70H135L136 68H135V66H134V68L132 69V70H130V72L129 73H127L126 75V77L129 79L130 77H131V79H127V80H125L123 77L125 76V75H123L122 76V74H123V72L125 71V73H126V70H127V68L129 67V66H131L130 64H128L127 62L126 63H124V60H122V61H119L118 60V54L116 55V53H110L109 54ZM134 55V56H133ZM180 55H182V56H180ZM229 55V56H228ZM167 55H165V57H166ZM244 56V57H243ZM117 58V60H116V58ZM157 57H159V56H157ZM159 57V58H160ZM176 57H177V51H176ZM239 57H240V59H239ZM249 57V60H247V58ZM49 59V60H48ZM114 59V60H113ZM126 59V60H127ZM148 59L146 58V60H147V62H148ZM106 60V61H105ZM125 60V61H126ZM153 60V61H152ZM49 61H51V63L49 62ZM106 62V63H104V62ZM128 61V60H127ZM132 61H129L130 63H132ZM249 61V62H248ZM47 62V63H46ZM100 62H102V63H100ZM107 62H108V64H107ZM114 62H116V65H119V64H121V66H123L122 64L124 63V65L126 64H128L129 66L128 67H126V66H124V67H126V68H124V67H122V68H124V71H123V69L121 68V66L119 67H117L116 69H115V67H116V65L114 66ZM117 62L119 63V64H117ZM31 65H32V69L31 68H28V70L25 72V73H23L22 75H20L21 76V78H19L20 80L18 81V79L16 80L15 79V77H13L14 79H12V80H16L15 81V83L14 82H12V83H14L13 84V88L15 89V88H17V89H15V91H24L25 90V88H29L28 90L30 91V92H32V90L34 91L35 89H33V88H36L37 89V91H38V94H41L42 96H45V95H47V89L48 88H45V87H47V85L46 84H48V86L49 85H51L52 86V88H50L49 90H55V88L58 86V84H59V77H57L58 76V74H57V66L55 67V65H54V63L52 62V59L51 58H47L45 61H43L41 64H38L37 62H29ZM181 63V64H182ZM241 63V64H240ZM38 64V65H37ZM100 64V65H99ZM110 64V65H109ZM134 64H135V62H134ZM133 64V65H134ZM140 64L138 65L137 63H136V65H138L139 66V68L141 69V66H140ZM146 65H147V67L149 66L147 63H145ZM175 64H173L172 66H174ZM133 65H132V67H133ZM240 65V66H239ZM249 65H252V70L250 71V69L251 68H249L250 66ZM53 66V67H52ZM97 66V67H96ZM138 66H137V69H136V75L137 76H139L141 73L139 72L140 70L138 69ZM195 66V65H194ZM108 67V68H107ZM178 67V68H177ZM181 68V70H177V69H180ZM193 67V66H192ZM98 68H97V71L96 72H99L100 73V71L101 70H98ZM99 68V69H100ZM104 68V67H103ZM112 68V69H111ZM130 68V67H129ZM129 68H128V71H129ZM184 68V69H183ZM215 68V67H214ZM248 68V69H247ZM254 68V69H253ZM114 69V70H113ZM176 69V70H175ZM184 70V72H183V70ZM197 69H198V67H197ZM258 69V70H257ZM45 70V71H44ZM56 72H55V71ZM102 70V71H103ZM120 70H121V72H120ZM139 70V71H138ZM173 70L174 71H176V72H173ZM194 70V71H193ZM257 70V71H256ZM44 71V72H43ZM52 71V72H51ZM54 71V72H53ZM101 71V73L100 74H98V75H100L99 76V79L98 80H102V81H104V83L106 82V80H103V79H100L101 78V74L104 72V74H105V72L106 71H103L102 72ZM112 71H109V72H112ZM137 71L139 72V74L137 73ZM142 71V70H141ZM188 71V72H187ZM253 71V73H251ZM173 72V73H172ZM178 72V73H177ZM195 72H197V74L199 73L200 74V71H199V69H198V71H195ZM54 73H56V74H54ZM106 73H108V72H106ZM124 73V74H125ZM175 73V74H174ZM176 73L179 75H176ZM180 73H184L185 74V76H183V74H180ZM187 73V74H186ZM209 73H210V75H209ZM260 73H262V74H260ZM42 74V75H41ZM45 74V75H44ZM53 74V75H52ZM129 74H131V75H129ZM233 74V75H232ZM250 74V75H249ZM40 75V76H39ZM149 77H148V76ZM195 75H196V73H195ZM209 75V76H208ZM249 75V76H248ZM253 75V76H252ZM31 78H30V77ZM35 76V77H34ZM42 76V77H41ZM182 77V78H184L183 80L180 78L179 79V77ZM193 76V77H192ZM208 76V77H207ZM41 77V78H40ZM43 77H46L47 78V83H46V80H44V83H46V84H44L43 85V83L41 84V81H42V78ZM52 77V78H51ZM113 77H114V75H113ZM113 77H108V78H111V79H109V81H111V83H113L112 81H114V80H112V78ZM118 77V78H117ZM190 77H191V79H190ZM196 77V76H195ZM213 77H214V79L215 80H217V78L219 79L218 81H220V83L218 84L214 79H213ZM253 77V78H252ZM35 78H37V79H35ZM45 78V79H46ZM95 79V82H93V84H95V86H96V83H97V85L100 83L99 81V83L98 82H96L97 81V77H94ZM117 78V79H116ZM133 78H135V79H133ZM186 78V79H185ZM200 78V83H199V81L198 82H196L195 80H198ZM207 78V79H206ZM229 78V80H227V79ZM27 79H29V81L27 80ZM30 79H32V80H30ZM53 79V80H52ZM89 81H88V80ZM93 78L92 77H90V78H86V79H84L82 82L84 83V82H87V84L86 83H84L83 84V86H88V85H92V82H91V80H92ZM106 79V78H105ZM114 79V78H113ZM165 81H163V80ZM23 80V81H22ZM52 80V81H51ZM57 80V81H56ZM67 80H68V82H69V80H72L70 77H69V79H68V77L67 78H65V81L67 82ZM108 80V79H107ZM116 80L118 81V82H116ZM123 80H125V82L123 81ZM167 80V81H166ZM190 80V81H189ZM195 81V83H197L198 85L199 84H201V82H202V87L204 86L205 87V85L207 86V88L205 89V88H202L201 87V85H200V87H201V89L202 90H199L200 89V87H199V89L197 90L198 92H200L199 93V95H198V92H196V90H194V88H196L197 89V87H194V81ZM217 83V85L218 86H220V84L222 85V83L224 82V81H227L225 84L223 83V89L221 88V87H218V86H214V84H215V82ZM28 82L27 84H26V82ZM40 81V82H39ZM127 81V82H126ZM162 81V82H161ZM174 81L172 82L173 84H174ZM223 81V82H222ZM255 81V82H254ZM21 82V83H20ZM31 82V83H30ZM37 82H38V84H37ZM43 82V81H42ZM51 82V83H50ZM55 82V84H52V83H54ZM141 82H140V84L139 85H141ZM157 82V83H156ZM166 83V85H167V83H168V85L165 87V85H163L164 83ZM188 82V83H187ZM207 82V81H206ZM23 83H25V85L26 86H24L23 87ZM50 83V84H49ZM58 83V84H57ZM90 83V84H89ZM119 84V85H117V84ZM137 84H138V82H136ZM160 83V84H159ZM163 83V84H162ZM178 83V84H177ZM193 83V84H192ZM212 83V84H211ZM251 83H253V84H251ZM10 84H11V82H10ZM17 84H19V85H17ZM41 84V85H40ZM67 84V83H66ZM72 84V81H71V83H70V85ZM102 84V83H101ZM100 84V87L103 85H101ZM149 84H151V85H149ZM196 84V85H197ZM210 84L214 87H212V86H210ZM262 84V85H261ZM106 85V84H105ZM131 85H135V83L134 84H131ZM163 85V86H162ZM193 85V86H192ZM216 85V84H215ZM261 85V86H260ZM21 86V87H20ZM42 86V88H40ZM99 86V85H98ZM149 86H151L152 88H150ZM209 86H210V88H209ZM252 86H254V88L255 89H258V90H255ZM257 86V87H256ZM11 87H12V85H11ZM22 87H23V89H22ZM97 87V86H96ZM156 89H155V88ZM158 87V88H157ZM161 87H165L164 88V90H166V88H168L169 89V91H167L166 92V94L167 95H169L170 97H171V99H170V97H168L167 98V96L166 95H164V93H165V91L161 88ZM190 87H192V88H190ZM97 88H99V87H97ZM106 87L104 86V89H105ZM106 89V95L104 94V98H105V100H106V97H108L109 98V93L108 92H110L111 90L110 89ZM154 88V89H153ZM161 88V89H160ZM252 88V89H251ZM41 89V90H40ZM46 89V90H45ZM148 89H151V90H148ZM159 89V90H158ZM172 89V90H171ZM210 89H211V91H210ZM214 89V90H213ZM218 89V90H217ZM158 90V93H157V95L155 96V94H156V91ZM195 91L196 93H192V94H196L197 96H199V97H197L196 95H192L191 96V91ZM229 90H230V92H234L233 93V95L229 92ZM56 91H57V89H56ZM113 91V90H112ZM116 91V90H115ZM114 91V93L112 92V94H114L115 95V92ZM151 91H152V93H151ZM163 91V92H162ZM203 91V92H202ZM217 91V92H216ZM252 91H254L253 93H252ZM141 92H139V93H141ZM208 93L207 95L208 96H210V97H208L206 94H204V93ZM227 92V93H226ZM229 92V93H228ZM80 93H83V92H80ZM119 93V92H118ZM124 93V92H123ZM138 93V94H139ZM160 93H163V94H160ZM209 93H210V95H209ZM220 93V94H219ZM225 93H226V95H225ZM85 93H83V95H84ZM117 94V93H116ZM263 94V95H262ZM109 95V96H108ZM114 95H111L110 97H116V96H114ZM118 95H120V94H118ZM118 95H117V98H119L118 97ZM124 95V94H123ZM162 95H163V98H162ZM190 95V96H189ZM225 97H224V96ZM229 95V96H228ZM232 95V96H231ZM252 95H255V97L254 96H252ZM257 95V96H256ZM260 95V96H259ZM85 96H86V94H85ZM88 96V95H87ZM122 96V95H121ZM141 96H142V94H141ZM143 96V97H144ZM158 96V97H157ZM189 96V97H188ZM211 96H212V98H211ZM125 96H123V97H121V98H124ZM140 97V96H139ZM161 97V98H160ZM164 97H165V99H164ZM185 97H186V99H187V101L192 97H196V98H193V99H190V101H188V102H186V100H185ZM201 97V99H203V101L201 100H199V98ZM227 97V98H226ZM111 98V99H112ZM160 98V99H159ZM167 98V99H166ZM234 98V99H233ZM257 98V99H256ZM139 99H141V97L140 98H138V101H142V100H139ZM231 100V104H230V106H229V102H230V100ZM255 101H254V100ZM146 100H148V101H152V103H146L147 104V106L145 105V102H146ZM171 100V101H170ZM182 100V101H181ZM191 100H194V101H191ZM225 100V101H224ZM253 100V101H252ZM165 101V102H164ZM167 101V102H166ZM170 101V102H169ZM181 101V102H180ZM229 101V102H228ZM243 101V102H242ZM251 101H252V103H254L255 102V104L256 103H258V105L256 106H254V104H252L251 103ZM174 102V103H173ZM227 102V103H226ZM261 102H263V103H261ZM91 103H92V107L94 106L95 107V104H97V103H95V104H93L94 102H93V100L91 101ZM118 103V102H117ZM160 103V104H159ZM165 103V104H164ZM189 104V105H186V104ZM190 103H192V105H191V108L193 107H195L194 109L192 108V110H191V108L188 110V106L190 107ZM205 103H207V104H205ZM213 104V105H211V104ZM225 103V104H224ZM142 104V105H141ZM151 104V105H150ZM155 104H159V105H162L163 106V108H164V110L166 109V111H163V109L161 108L162 106H160V108H156L158 105H156L155 106ZM194 104V105H193ZM242 104V105H241ZM37 105H38V103H37ZM39 105H40V103H39ZM139 105H141L142 107H140L139 108ZM153 105L155 106L154 108H152L153 107ZM166 105H167V107H166ZM170 105V106H169ZM203 105H204V107H203ZM208 105H211L212 107H213V110H214V112H211V110L210 109H212V108H210L211 106H208ZM239 107H238V106ZM97 106V105H96ZM99 106V105H98ZM104 106H106V107H104ZM127 106H129V105H127ZM143 106H145V108L143 107ZM149 106V107H148ZM152 106V107H151ZM248 106V107H247ZM250 106V107H249ZM251 106H253V107H251ZM261 106V107H260ZM101 107V108H102ZM136 107V108H135ZM147 107V108H146ZM159 107V106H158ZM172 107V108H171ZM187 107V111H188V115L189 114H191V115H187L186 114V108ZM216 107V108H215ZM35 108H37V107H35ZM66 108H69V109H67V110H73L72 112H71V114H74L75 116H78V114H79V111H78V109H76V111H74V109H73V107H70L69 105L68 106H64V110H66ZM71 108V109H70ZM139 108V109H138ZM169 108V109H168ZM171 108V109H170ZM260 108V109H259ZM262 108H263V110H262ZM155 109V110H154ZM157 109L159 110L160 109V112L159 111H157ZM254 109H257L256 111H257V113H256V111L254 110ZM111 110V111H110ZM119 110V111H118ZM170 110H172V112L169 111ZM195 110V111H194ZM212 113V115H213V113H215V115H213L212 117H210V114H209V111ZM254 110V112L256 113V114H258V116H260L259 118H261V119H252V118H257V117H255V113L253 114V117H252V115H251V111H253ZM261 110H262V112H263V114H261L262 112H261ZM40 111H42V109H40ZM39 111V112H40ZM117 111V113H115V112ZM129 111V112H128ZM138 111V112H137ZM145 111V112H144ZM154 111V112H153ZM189 111H192L191 113L189 112ZM207 111V112H206ZM223 111V112H222ZM243 111V112H242ZM244 111H245V114H244ZM250 111V112H249ZM70 112V111H69ZM115 114L114 115V119H113V113ZM120 112H122L120 115H119V113ZM135 112V113H134ZM140 112V113H139ZM206 112V113H205ZM249 112V113H248ZM77 113V114H76ZM129 113V114H128ZM162 113H168V115H162ZM206 114V115H203V114ZM207 113H208V115H209V117L207 116ZM217 113V114H216ZM46 113H43V112H41V120H39V121H43V119H44V117L45 116H47L48 114H46ZM70 114V113H69ZM68 114V116L71 118L72 117V119L74 118V116L72 115H69ZM105 114V115H104ZM141 114V115H140ZM170 114V115H169ZM198 114V116H196ZM238 114V115H237ZM134 115V116H133ZM152 115V114H151ZM194 115V116H193ZM204 116V118L202 119V117ZM250 115V116H249ZM263 117H262V116ZM49 116V115H48ZM67 115H66V117H68ZM104 116H107V117H104ZM111 118H110V117ZM115 116H118L117 118H115ZM124 116V119H122V117ZM164 116H166V117H164ZM206 116V117H205ZM220 116V117H219ZM245 116V117H244ZM68 117V118H69ZM119 117H121L120 119H122L121 121H119ZM193 117V118H192ZM201 117V118H200ZM219 117V118H218ZM251 117V118H250ZM24 118V117H23ZM77 118V117H76ZM110 118V120L111 121H109L108 119ZM159 119V121H158V119ZM162 118V120H160ZM166 118V119H165ZM208 118V119H207ZM222 118V119H221ZM230 118H233L234 120H229ZM246 118V119H245ZM26 119V120H25ZM36 119V116H35V114L32 116V120H33V122H32V120L30 121L29 119H27V118H24V121L26 122V123H29L31 126H29L30 127V129H31V131H36V130H39L40 129V127H41V122H34V121H36L35 120ZM105 119V120H104ZM157 119V121H156V124L154 123L155 122V120ZM164 119H165V121H164ZM187 119V120H186ZM199 119H202L201 120V122H199V124L200 125H203V128L201 129L200 127H199V124H198V122H196V121H200ZM218 119V120H217ZM226 119H227V121H226ZM242 119V120H241ZM123 120H125L124 121V123L125 124H123ZM147 120H149V122L147 121ZM168 120V121H167ZM215 120H216V122H215ZM245 120V121H244ZM260 120V121H259ZM30 121V122H29ZM84 121L86 122V121H88V119H86L85 117H84ZM109 121V122H108ZM148 123H147V122ZM162 121H164L163 123H159V122H162ZM219 121H221V122H219ZM255 121V122H254ZM71 122H74V119L71 121ZM137 122H138V120H137ZM179 122V123H178ZM213 122V123H212ZM216 124H215V123ZM218 122V123H217ZM225 122H227V123H225ZM245 122V123H244ZM123 124L125 127V129H126V133H127V131H130L131 132V134H140L141 136L143 135L144 137H146L147 135H146V133H148L149 135H148V137H146L148 140H149V146H145L147 149L149 148L150 150L152 149V151H153V153H152V151H150V150H147V149H145V147H144V143H143V141L142 140H140V142L142 141V144H143V147L141 146L142 144H139V141L138 142H133L132 141V139H134V138H132V136H134V135H132V136H129V135H131L130 133H129V137H131V140H130V138L128 137V136H126V135H123V134H125L124 132H125V129H124V131L122 130V128H123V126H120V124ZM153 123V124H152ZM171 123V124H170ZM175 123H176V125H175ZM178 123V124H177ZM191 123V124H190ZM225 123V124H224ZM237 124V123H241L240 125H243V126H245V128H243V126H236V125H234V124ZM243 123V124H242ZM248 123H250V124H248ZM261 123H262V125H261ZM179 124H180V126H179ZM197 124V125H196ZM219 124V125H218ZM27 125V124H26ZM144 125V126H143ZM148 125V126H147ZM233 125L236 127V129H237V131H235L236 132V134L234 135V138H232V136H233V132L234 131H232V127H233ZM99 126V125H98ZM108 126V127H107ZM110 126H111V128H110ZM163 126V127H162ZM174 128H173V127ZM190 126V127H189ZM206 126V127H205ZM218 126L220 127V129H222V130H220L219 128H218ZM260 126H262V128L260 127ZM43 128L45 127V126H42ZM107 127V128H106ZM121 127V128H120ZM144 127V128H143ZM177 127V128H176ZM202 127V126H201ZM234 127V128H235ZM238 127L240 128V131H239V129H238ZM106 128V129H105ZM110 128V129H109ZM117 128V129H116ZM120 128V130L122 131H120V130H118ZM139 128V129H138ZM163 128V129H162ZM193 128V129H192ZM208 130H207V129ZM219 129V131H217L218 129ZM230 128H231V130H230ZM107 129H108V131H107ZM147 128H145V130H146ZM148 129H150V127L148 128ZM166 129V130H165ZM176 129H179L178 131V133H177V130ZM192 129V130H191ZM212 129V130H211ZM235 129V130H236ZM243 129V130H242ZM245 129H246V131H245ZM92 130H93V127H92ZM116 131V130H118V132L115 134V132H113V131ZM198 132H197V131ZM210 130V131H209ZM213 130H216V131H213ZM228 130H230L229 131V133L231 132L232 133V135H230L229 133H228ZM234 130V129H233ZM253 130H255L256 131V133H254L255 131H253ZM16 131V134L15 135H17V138L19 137V139H21V148H23V149H26V150H34L35 151V149H36V151L37 150H39V149H44L45 148V146L48 148V143H47V140L44 138V135L42 134V135H38V136H35V140H30L29 141V139H27L26 138V136L24 135V133L22 132V131H17V130H15ZM15 131H14V133H15ZM107 131V132H106ZM122 133V135H119V136H117L118 134H121L120 132ZM148 131V130H147ZM158 131L160 132V133H158ZM175 131H176V133H175ZM202 131H204L203 133H202ZM239 131V133H241L242 131H243V133H241L240 135H238V132ZM245 131V132H244ZM252 131V132H251ZM42 132H43V129H42ZM48 132V131H47ZM194 132V133H193ZM222 132V133H221ZM104 133V134H105ZM197 133H199L198 134V136H201L200 138H198L197 137ZM219 135H218V134ZM225 133V134H224ZM128 134V133H127ZM182 134V135H181ZM206 134V135H205ZM216 134H217V136H216ZM225 136H223V135ZM138 136V138H140L141 136ZM165 135V136H164ZM205 135V136H204ZM211 135V136H210ZM212 135H214L213 137H212ZM223 136L224 138H220V136ZM255 135V136H254ZM262 135V136H263ZM116 136L118 137V138H116ZM137 136V135H136ZM136 136H134L135 138H136ZM142 136V137H143ZM152 136H155V137H152ZM173 136V137H172ZM182 136L183 138H185V139H181L180 137ZM221 136V137H222ZM262 136L261 137H258L259 139L260 138H262ZM74 137H75V135H74ZM73 137V138H74ZM81 139H82V137L84 138L85 136H79ZM109 137V138H110ZM128 137V138H127ZM143 137V139H145ZM152 139H151V138ZM180 139H179V138ZM208 137V138H207ZM210 137V138H209ZM215 137V138H214ZM255 137V138H254ZM264 137V136H263ZM104 138V137H103ZM166 138H167V140H166ZM207 138V139H206ZM211 138H214L213 140L211 139ZM217 138V139H216ZM225 138H227V140H226V142H223V141H225ZM51 140H53V142H55V138H54V136L52 135L51 136V138H50ZM98 139V140H97ZM115 139V140H114ZM117 139V140H116ZM122 139V140H121ZM124 139V140H123ZM130 141H129V140ZM141 139V138H140ZM147 139H145V140H147ZM195 139V140H194ZM206 139V140H205ZM208 139H210L211 140V142L208 140ZM218 139H219V141L220 142H222V143H219V144H225L226 145V147L225 146H221V145H219V144H217V141H218ZM72 140V138H69L68 137V135H66L65 136V141H71ZM88 140V139H87ZM103 140V141H102ZM119 140V141H118ZM121 140V141H120ZM154 142H152V141ZM198 140V141H197ZM204 140V141H203ZM241 139H239V141H240ZM243 140V141H244ZM263 142H264V140L263 139H261ZM261 140H258V141H261ZM74 141V140H73ZM73 141H72V143H73ZM116 141H118V142H116ZM132 141V142H131ZM183 141V142H182ZM192 141L194 142H196V143H199L198 144V146H197V148H195L196 146L195 145H197L196 143L195 144H192ZM205 141H206V143H207V146H206V143H205ZM210 143H208V142ZM216 141V143H214ZM227 141H229V142H227ZM243 141H240V142H242V144L244 145L243 147L244 148H246V150H248V148H251V145H252V141L253 140H251V145H250V141L248 142L249 144H247V141H245V142H243ZM46 142V143H45ZM121 142V143H120ZM145 143L147 142V141H144ZM166 142H167V144H166ZM239 142V145L241 144ZM257 142V143H256ZM43 143H45V144H43ZM128 143H131L130 145H128ZM181 143V144H180ZM205 144V146H203V148L204 149H202V148H200V146L202 147V145L201 144ZM212 143H214L215 144V146H214V144H212ZM231 143V144H230ZM233 143V144H232ZM237 143V144H236ZM39 144V145H38ZM125 144V145H124ZM189 144H192V145H189ZM229 144V145H228ZM257 146H256V145ZM263 144V143H262ZM24 145H25V147H24ZM27 145V146H26ZM30 145V146H29ZM41 145H43V146H41ZM146 145H148V144H146ZM156 145V146H155ZM181 145V146H180ZM209 145H212L213 147H211V146H209ZM217 145H219V146H221V147H216ZM254 145L256 146V147H254ZM36 148H35V147ZM39 146V147H38ZM105 146V147H104ZM116 146V147H115ZM123 146V147H122ZM127 146V147H126ZM190 146V147H189ZM192 146V147H191ZM195 146V147H194ZM246 146V147H245ZM250 146V147H249ZM264 146V145H263ZM44 147V148H43ZM103 147V148H102ZM107 147H112V151L110 152V150H111V148L110 149H108ZM132 147V148H131ZM136 147V148H135ZM137 147H138V149H137ZM140 147H142V148H144L145 149V151L147 150V151H150V152H143V150L144 149H141ZM166 147V148H165ZM171 147H172V149H171ZM181 149H180V148ZM199 147V148H198ZM205 147H206V149H205ZM223 147H225V148H223ZM240 147H242V146H240ZM35 148V149H34ZM39 148V149H38ZM125 148V149H124ZM185 148L187 149V150H185ZM212 150H211V149ZM215 148L216 149H220V151L222 152V153H224V151L223 150H226L225 152L226 153H224V155L222 156V154L220 155V151L218 150H216V151H213V150H215ZM222 148H223V150H222ZM97 149V150H98ZM99 149V150H100ZM140 149V150H139ZM190 149H192L191 150V153L194 155V153L193 152H195V155L193 156V158H194V161H192V160H190L192 157H191V153L189 154V152L190 151H188V150H190ZM240 149V148H239ZM263 149V150H262ZM108 150V151H107ZM118 150V152H116V151ZM120 150H122V151H120ZM130 150H132V151H130ZM135 150V151H134ZM138 150V151H137ZM142 150V151H141ZM166 150V151H165ZM168 150V151H167ZM182 150H185V151H183V152H181ZM193 150H195V151H193ZM206 150V153H207V151H209L207 154L205 153H202V154H204V157H203V161H202V157L201 156H203V155H201V151L203 152V151H205ZM230 150V149H229ZM259 150V151H258ZM262 150V151H261ZM128 151H130V153H132L131 154V158H130V156H129V152ZM178 151V153H176ZM213 151V152H212ZM96 152V153H95ZM113 152H116L115 154L113 153ZM119 152H121V154H119L120 156V158L117 156V153H119ZM143 152V153H142ZM166 152V153H165ZM261 152V153H260ZM106 153L108 154V155H106ZM172 153V154H171ZM179 153H181V154H183V156H181ZM210 153V155L208 156V154ZM93 153H92V155H94ZM125 154V155H124ZM157 154V155H156ZM187 154V156H190L191 158L189 159V162L188 161H185V160H188V158H184L185 157V155ZM226 154V155H227ZM264 154V153H263ZM127 155H128V157H127ZM145 155V156H144ZM162 155H163V157H162ZM174 155V156H173ZM206 155L208 156V157H210V158H207L206 157ZM220 155V157L222 158H220L219 159V156ZM245 155H247V152L245 153ZM262 155V156H261ZM95 156V155H94ZM107 156L108 157H110V156H112V158H110V160H111V162H110V160L108 161L106 158H107ZM116 156V157H115ZM140 156H142V157H140ZM186 156V157H187ZM199 156H200V158H199ZM138 157H140V158H138ZM148 157V158H147ZM150 157V158H149ZM153 157V158H152ZM174 157H175V159H176V157L178 158V159H176L177 161H175V159H174ZM197 157L199 158L198 160H197ZM247 157V156H246ZM245 157V158H246ZM118 158V159H117ZM122 158V159H121ZM125 158V159H124ZM138 158V159H137ZM143 158V159H142ZM152 158V159H151ZM156 158H158V160L156 159ZM171 158V159H170ZM184 158V159H183ZM232 158V159H231ZM252 158V157H251ZM16 159H18V160H16ZM96 159H97V157H96ZM96 159L94 158L93 160L95 161V162H97L96 161ZM129 159V160H128ZM172 161H170V160ZM207 159V160H206ZM209 159V160H208ZM212 159H214V161H216V163L212 160ZM227 159H229V161L227 160ZM248 159V158H247ZM253 159V160H252ZM252 159H248L247 161L250 163V161L253 163L254 162V157L252 158ZM261 159V160H260ZM7 162H10L11 163V165H10V163L7 165V167L5 168V170H6V172H8L7 174H5L4 176H3V178H2V180H0V182H2L3 180H5V179H8L10 182H11V180L12 179H15V180H19V181H23V180H20V178H22V176L20 177V175H19V170H18V166H22V164H23V158H19V157H15V156H12L11 158L10 157H8L7 159ZM107 160V162H109V165H108V163L107 162H104V161H106ZM123 160V161H122ZM126 160H128V161H126ZM134 160V161H133ZM138 160H141L140 162H138ZM143 160H145V162L143 161ZM211 160V161H210ZM218 160H219V162H218ZM227 162L228 164H226L225 162ZM244 160H246V159H242V161L244 162ZM257 160V161H258ZM14 161V162H13ZM103 161V162H102ZM119 161H121V162H119ZM131 161H133L132 163H131ZM152 161V162H151ZM180 161H183L182 163H183V165H182V167H181V165H180ZM197 161V163H195ZM200 161H202V162H200ZM207 161V162H206ZM221 161H223V162H221ZM257 161H255V163L257 162ZM117 162V163H116ZM130 162V163H129ZM136 162V163H135ZM139 163V166H140V164H141V166L138 168V163ZM144 162V163H143ZM180 162V163H179ZM192 162H193V164H192ZM247 162V163H248ZM169 163V164H168ZM176 163H178V164H176ZM186 163V164H185ZM189 163H191V165H192V167H191V165L189 164ZM204 164V163H206V164H204V166H206V169H208L209 167H210V169H208V170H210V171H208V172H204L203 170H205V168H204V166L202 165L201 166V168L203 167V170L201 169V168H199L198 166H200V164ZM247 163H246V165H247ZM112 164H114V165H112ZM124 164H126L125 166H124ZM172 164H174V166L176 165L177 166V168L174 170V168H173V165ZM190 165V167H189V165ZM209 164V165H208ZM214 164V165H213ZM232 164V165H231ZM262 164V165H261ZM117 165V166H116ZM164 165V166H163ZM179 165V166H178ZM188 165V166H187ZM196 165V166H195ZM211 165H213V166H215V167H220V168H222V171H223V173H220V172H222V171H219V173L221 174H219L218 172H217V174H219L220 176H218V178H217V174L216 175H214L215 173H214V171H215V167L214 168H212L211 167ZM230 165V166H229ZM237 165V164H236ZM245 165V164H244ZM256 165H257V163H256ZM103 166V167H102ZM115 166H116V169H115ZM119 166V167H118ZM149 166V167H148ZM154 166V167H153ZM189 168V170H188V168ZM8 167H9V169H8ZM14 169H13V168ZM98 167H101L100 169H103V170H100ZM124 167V168H123ZM152 167V168H151ZM157 167H158V169H157ZM166 168V169H162V168ZM195 167V168H194ZM197 167H198V170H197ZM11 168V169H10ZM110 170H109V169ZM123 169V171H122V169ZM134 168H137L136 170L134 169ZM146 168H148V169H146ZM173 168V169H172ZM190 168H194L193 170L192 169H190ZM220 168H218V169H220ZM228 168V169H227ZM261 167H259V169H260ZM125 169H126V171H125ZM131 169H133V170H131ZM162 169V170H161ZM170 169V170H169ZM212 169V170H211ZM246 169V168H245ZM248 169V168H247ZM246 169V170H247ZM131 170V171H130ZM161 170V171H160ZM182 170V171H181ZM185 170V171H184ZM188 170V171H187ZM202 170V172H200ZM134 171H138V172H134ZM153 171V172H152ZM157 171V172H158ZM173 171V172H172ZM189 171H190V173H189ZM213 171V172H212ZM217 171V170H216ZM15 172V173H14ZM16 172H17V174L19 175H17L16 174ZM127 172H128V175H127ZM130 172V173H129ZM156 172V173H157ZM164 172V173H165ZM177 172V173H176ZM189 174H188V173ZM228 172V173H229ZM11 173V174H10ZM108 173H110V172H108ZM140 173H143V175L142 174H140ZM147 173V174H146ZM167 173V172H166ZM200 175H199V174ZM207 173V174H206ZM245 173H247V172H244V173H242V175L243 174H245ZM15 174H16V176H15ZM114 174H118V173H112V175H114ZM139 176H138V175ZM185 174V175H184ZM209 174V175H208ZM212 174V175H211ZM233 174V175H232ZM240 173H237L235 176L237 177H235L237 180H235L234 182L235 183H231V181H233L235 178H233L234 177V173H231L230 175H232L231 177L230 176H228L227 174V176L226 175H224V177L226 176V179L228 178V180H230V178H231V181L230 182H225V180L224 181H221V180H219V182H221L220 184H219V186H226V187H231L232 186V184L233 185H235L236 183H237V185H239L242 181V179L244 180V177L245 176H242L241 175V177H239L238 175H239ZM11 175V176H10ZM246 175V174H245ZM247 175H249V176H247V177H249V178H251L252 176H253V174L251 173V176H250V173H248ZM132 176H134V177H132ZM192 176V177H191ZM198 176V177H197ZM200 176V177H199ZM203 176V177H202ZM206 176V177H205ZM213 176V177H212ZM6 177H9V178H6ZM176 177H177V179L178 180H176ZM188 177V178H187ZM197 177V178H196ZM207 177H208V179H207ZM210 177H212V178H210ZM215 177V178H214ZM223 177V178H224ZM239 177V178H238ZM243 177V178H242ZM18 178V179H17ZM126 178V179H127ZM160 178H157L158 180H156V182H161V185H163L164 183H166L165 182V180H164V183L162 184V182L163 181H161L160 180ZM183 179V180H181V179ZM203 178H204V180H203ZM219 178V179H220ZM211 179H212V181H211ZM233 179V180H232ZM245 179L246 180H244V183L245 184H242L241 183V185L240 186H246V185H248L249 184V179L248 178H246L245 177ZM176 180V181H175ZM186 180V182H184ZM194 180V181H193ZM228 180H226V181H228ZM239 180L241 181L240 183H239ZM262 180V179H261ZM264 180V179H263ZM180 181V182H179ZM198 181H200V183L198 182ZM205 181V182H204ZM211 181V182H210ZM246 181H248V183H246ZM258 182H260L261 183V185L263 186L264 184V181H260V180H258ZM172 183V182H171ZM176 183V184H175ZM198 183V184H197ZM208 183V184H207ZM224 185H223V184ZM226 183H227V185H226ZM230 183V184H229ZM239 183V184H238ZM197 184V185H196ZM182 185V186H181ZM184 185V186H183ZM187 185H190L191 187H189V186H187ZM195 185H196V187L198 188V186L200 185V189L199 190H197L196 188H195ZM215 185V186H214ZM231 185V186H230ZM163 186H165V185H163ZM186 186V187H185ZM212 186V187H211ZM221 186V187H222ZM167 187V186H166ZM182 187V188H181ZM188 187V188H187ZM175 188V192H176V189ZM179 188H180V190H179ZM194 188V189H193ZM263 188H264V186H263ZM183 189V190H182ZM201 189H203V190H201ZM194 190V191H193ZM208 190V191H207ZM177 191V193H179ZM196 191V192H195ZM200 191H202V193H200ZM167 192V191H166ZM199 192V193H198ZM230 192H232V190L231 189H229L228 190V192L226 191V193L225 194H227V193H229L230 194ZM211 194V193H210ZM225 194H223L221 197H219V198H217V197H215V195L214 196H212L213 198L215 197L216 199L214 200H212V197L210 198L209 196V194H207L208 196H207V199L208 198H210L211 200H210V202H208V203H211V205H212V203L215 205V203H216V205L215 206H210V204H208L206 201H207V199H206V197H205V199H203L202 201H201V206H198L199 204L198 203H196L195 204V206L194 207H192V208H190L189 209V213L192 215V217H193V219H194V222H192V223H187L186 221H184V217H183V215L182 216H180V215H178V218L180 219L181 218V222H180V225H182V227H183V229L185 228V232H187V234L189 235V236H191V239L193 240V241H195V242H197V239H198V237L196 236V234H197V232H199V230H197L196 228H195V226H199V225H197V223L198 222H203V224L205 225V224H207V225H205V227L204 228H206V231H204L203 230V228H201L202 230H203V232H202V234L204 233H206L205 235H206V237H207V235H208V237H207V242L208 243H210L211 242V247H208V248H205V247H203V246H197L196 247V249H194V252L192 253V258L191 259H189L190 257H187V258H183L184 260L186 259V262H189L190 260H192L193 259V257L195 256L194 254H200V256L201 255H203V256H195V257H197V258H199L200 257V259H195L196 261H194V260H192V262L191 263H193V264H200L199 262H205L206 261V258H209L210 259V257H209V255H212L211 256V259H210V261H211V263H213V264H218V263H220L221 264V260L219 259V261L218 260H216V259H218L217 258V255H216V251H215V249H216V241H218V239H220L221 237H222V233H221V231H222V226H223V222H224V220H226V219H228L229 218V216L232 214V212H233V210H234V206H233V204H232V202H233V195H232V193L229 195V194H227V195H225ZM225 195V196H224ZM204 196V195H203ZM198 197V196H197ZM197 197L194 199L195 200V202L197 201ZM201 197V196H200ZM204 200H206V201H204ZM209 201V200H208ZM218 201V202H217ZM215 202V203H214ZM224 202V203H223ZM198 204V205H197ZM205 204V205H204ZM231 204V205H230ZM226 206V207H225ZM229 206V207H228ZM199 207H201V209H199ZM203 207H205L204 208V210L202 209ZM222 207V208H221ZM234 207V208H233ZM262 206L261 205H257V207H256V212H257V215H259L260 217H259V219L260 220H258L259 222V224L258 225H260V221H261V227H259V228H257L256 230H257V235L256 236H254V233H253V235H252V240L251 241H249V239L250 238H245V240L246 241H249L250 242V245H247L248 247H244L245 249H249L248 250V252H251V251H253V248L255 249V250H257L258 248H261V247H263L262 245H264V242H263V239H261L260 240V238H261V236H262V238H264V232L262 231V229H264V210H263V208H261ZM195 208V209H194ZM206 209V210H205ZM259 209V210H258ZM194 210V213L192 212ZM200 210H203V211H200ZM215 210V211H214ZM226 210V211H225ZM258 210V211H257ZM204 211H206L209 215H208V217H207V214H206V212L205 213H201V212H204ZM263 211V212H262ZM231 212V213H230ZM217 213V214H216ZM201 214L206 218H208V219H206V220H203L202 221V218L201 219H198L199 217H201ZM205 214V215H204ZM194 215L195 216H198L197 218H195L194 217ZM218 215V216H217ZM180 216V217H179ZM220 216V217H219ZM215 219H214V218ZM184 218V219H183ZM204 218V219H205ZM216 219H217V221H216ZM198 220V221H197ZM201 220V221H200ZM212 220H213V223H212ZM183 221V222H182ZM163 223V222H162ZM195 223V224H194ZM211 223V224H210ZM157 224V223H156ZM161 226H160V225ZM164 224V223H163ZM189 224H190V227H189ZM202 224V225H203ZM157 225H159V229L161 230V228H163L164 227V225H162L161 224V222L160 223H158ZM186 225H187V227H186ZM195 225V226H194ZM243 226V225H242ZM242 226H240L237 230H236V234L240 237V239H243L246 235H247V233H249V230L248 229H245V228H247L246 227V225L244 224V227H242ZM161 227V228H160ZM179 227H181V226H179ZM217 229V230H216ZM238 230H240V231H242V230H244V232L242 231V234H240L239 233V231ZM260 230V231H259ZM212 231V232H211ZM238 231V232H237ZM220 234H219V233ZM203 234V235H204ZM221 236V237H220ZM220 237V238H219ZM253 237H255L254 239H253ZM257 239V240H256ZM152 242H153V240L154 239H150ZM149 240V243H152L151 241ZM156 240V239H155ZM157 241V240H156ZM261 242V244H259ZM263 243V244H262ZM254 244V245H253ZM215 245V246H214ZM253 245V246H252ZM257 245V246H256ZM214 247V248H213ZM252 249H251V248ZM202 250H201V249ZM199 249V250H198ZM204 250V251H203ZM206 250V251H205ZM254 250V251H255ZM198 251H200V252H198ZM198 252V253H197ZM212 252V253H211ZM209 254V255H208ZM156 257H155V261H156V263H158L159 261V263L160 264H166V263H173V261L174 262H176V261H178V259L180 258V257H177L176 259H171V261L170 260H162L161 258H162V255H161V253L160 252H157L156 254ZM204 257H206V258H204ZM214 257V258H213ZM157 259V260H156ZM187 259H189V260H187ZM176 260V261H175ZM197 260H199V261H197ZM202 260V261H201ZM203 260H205V261H203ZM169 261V262H168ZM198 262V263H197ZM201 263V264H202ZM204 264V263H203Z\"/></svg>",
  "mask_w": 264,
  "mask_h": 264
},
{
  "label": "crops",
  "instance_id": "crops-1",
  "mask_svg": "<svg viewBox=\"0 0 264 264\" xmlns=\"http://www.w3.org/2000/svg\"><path fill=\"white\" fill-rule=\"evenodd\" d=\"M18 139H19V137H18ZM18 142H20V144H21V139H19ZM26 152H28V151H26ZM26 152H25V153H26ZM25 155H26V154H25Z\"/></svg>",
  "mask_w": 264,
  "mask_h": 264
}]
</instances>
